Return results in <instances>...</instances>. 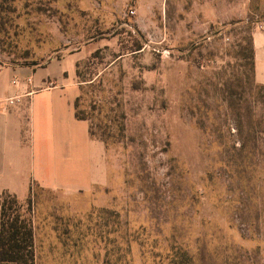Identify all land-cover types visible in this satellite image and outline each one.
Returning a JSON list of instances; mask_svg holds the SVG:
<instances>
[{"label":"rangeland","instance_id":"374dc122","mask_svg":"<svg viewBox=\"0 0 264 264\" xmlns=\"http://www.w3.org/2000/svg\"><path fill=\"white\" fill-rule=\"evenodd\" d=\"M139 5L0 0V65L83 48L75 111L105 148V185L30 191L35 264H264V0Z\"/></svg>","mask_w":264,"mask_h":264},{"label":"crops","instance_id":"0c3cea01","mask_svg":"<svg viewBox=\"0 0 264 264\" xmlns=\"http://www.w3.org/2000/svg\"><path fill=\"white\" fill-rule=\"evenodd\" d=\"M251 49L254 83L264 87V20L254 23ZM84 56L81 48L41 65H0V195L24 202L34 188L72 196L106 184L104 144L75 116Z\"/></svg>","mask_w":264,"mask_h":264},{"label":"trees","instance_id":"16d2710c","mask_svg":"<svg viewBox=\"0 0 264 264\" xmlns=\"http://www.w3.org/2000/svg\"><path fill=\"white\" fill-rule=\"evenodd\" d=\"M250 50L253 72L251 45ZM259 87L264 90V87ZM75 116L79 120L88 121L76 111ZM90 136L94 138L91 130ZM0 264H35L33 208L30 199L22 202L9 193L0 195Z\"/></svg>","mask_w":264,"mask_h":264},{"label":"built area","instance_id":"2783aa9c","mask_svg":"<svg viewBox=\"0 0 264 264\" xmlns=\"http://www.w3.org/2000/svg\"><path fill=\"white\" fill-rule=\"evenodd\" d=\"M16 101H17L16 98H9V99H8V103L11 104V105H12L14 102H16Z\"/></svg>","mask_w":264,"mask_h":264}]
</instances>
